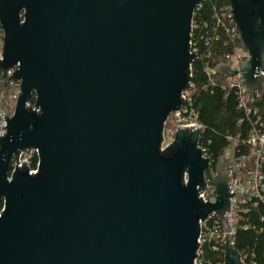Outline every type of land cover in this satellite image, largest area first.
I'll use <instances>...</instances> for the list:
<instances>
[{
  "label": "water",
  "instance_id": "1",
  "mask_svg": "<svg viewBox=\"0 0 264 264\" xmlns=\"http://www.w3.org/2000/svg\"><path fill=\"white\" fill-rule=\"evenodd\" d=\"M229 1L248 58L214 73L240 75L251 93L264 80V0ZM200 2L0 0V71L18 65L10 77L20 81L13 115L2 112L0 264H193L199 221L212 212L224 264H243L224 216L235 146L210 171L214 203L198 198L211 168L201 127L179 126L160 151L163 123L191 90ZM29 149L37 173L22 162L9 181L10 163Z\"/></svg>",
  "mask_w": 264,
  "mask_h": 264
},
{
  "label": "trees",
  "instance_id": "2",
  "mask_svg": "<svg viewBox=\"0 0 264 264\" xmlns=\"http://www.w3.org/2000/svg\"><path fill=\"white\" fill-rule=\"evenodd\" d=\"M229 8V0H201L193 12L190 32L195 59L190 66L189 83L193 90L187 106L196 113L202 125L198 146L211 160L212 166L232 141H236L238 147L246 152L249 148L242 141L249 137L256 116L264 121V93L250 106L257 111V115L248 114L239 107L237 94L227 86V79L207 70L225 61L227 54L240 47ZM1 33L0 27V48ZM10 82L7 73L3 76L0 71V94L8 96L14 92L15 87ZM36 162L37 156L33 154L30 167L34 168ZM261 162L264 165V158ZM2 204L0 201V210ZM246 209L237 218L233 247L243 264H264V199L251 201ZM202 252L205 263L223 260V247L213 240L202 245Z\"/></svg>",
  "mask_w": 264,
  "mask_h": 264
},
{
  "label": "built area",
  "instance_id": "3",
  "mask_svg": "<svg viewBox=\"0 0 264 264\" xmlns=\"http://www.w3.org/2000/svg\"><path fill=\"white\" fill-rule=\"evenodd\" d=\"M23 13L24 12L20 14L21 22H23V17H22ZM230 16H231V11H230ZM231 20H232V16H231ZM191 29H192V21H191ZM1 35H2V42L0 48V60L2 59L1 54H2V46H3V31ZM237 36L239 37L238 32H237ZM189 45H190V53L193 52L195 54V50H193L192 48L193 43L191 42V38L189 41ZM247 58H248V54L239 47L235 49L232 53L227 54L226 60L222 62L223 63L230 62L229 64L232 69H238L241 63ZM16 66L10 68L6 72L8 77L12 75V72H14ZM214 68L215 67L209 68L207 70L214 72ZM17 69L18 67L16 68V70ZM226 79H227L226 82L227 86L229 88L234 89L237 94L239 107L242 108L248 114L252 113L253 115H257V111L252 110L250 106L257 98L261 96V93H264V80L262 81L260 86L256 88L253 92L247 93L246 87L243 84V80L241 79L240 75H236L234 77H228ZM10 80H11L10 85L12 86L14 85L15 87L14 92L9 94L8 96H5L4 94H0V135L1 136H3V133L6 132V130H2V127L6 125V121H4L2 117V112L7 117H11L13 115L18 93L20 92V81L12 79L11 77ZM189 85L191 86V90H184L180 94V98L183 97L184 99L179 112L171 113L167 117L166 121L163 123L160 151H163L164 148H166L169 144L172 143V141L174 140L175 132L177 131L179 126H184V128H186V126L196 125L197 129H199L200 127L202 128V125L197 120L196 113L191 108H189V106H187V103H189L190 101V96L193 90L192 84L189 83ZM35 100H36V95L32 94V101L30 107L31 109L38 112L39 109L36 108V106H34ZM26 105L29 108V103H27ZM244 142L249 148L246 152L238 147L236 141H232L231 145H229L225 149L224 154L222 155L225 159L228 158L232 146H235L234 163L238 171L236 175V172L232 164L228 168L227 187L228 190L232 191L233 194L230 195L228 199L229 208L224 213V216L226 217L230 228L229 234L232 235V237L236 230L235 224L237 218L241 215V213H245V210H247L246 206L251 201L257 202V200L264 199V173H263L264 165L261 162L262 159L264 158V121H261L259 116H256L255 124L251 130V133L247 139L242 141V144ZM197 147L200 148L198 144ZM200 150L202 151L201 148ZM33 154L37 156V162L35 167L31 168L30 160ZM202 155L203 157L208 158L203 154V151H202ZM209 161L211 168L210 170L206 171L204 175L205 187L208 190V193L207 191L205 193V190H203L201 193L198 194L199 195L198 198H200L201 196L202 201L204 203H206L207 200L209 203L215 202V191H214V186L212 183V177L210 171L212 175H215L216 173H215V167L212 166V162L210 159ZM22 162H25L27 164L30 175L36 174L38 170L37 150L29 149V150L21 151L19 153L18 163L16 164V160H13L11 162V167H9V171H8L9 181L11 180L12 173L15 171V165L17 168H21ZM207 173H209L208 176ZM184 179L186 181V175L184 176ZM206 195H207V199H206ZM203 222L204 225L202 224L201 221H199L200 233L197 239V243H199V246L196 251L197 256L193 260V264H224V256H223V260L220 262L205 263L202 252V245L204 243H209L211 240H213L216 244H219L221 246L222 243H225V238H224L225 232L223 230V227L221 226V221L218 213L216 212L210 213L207 216V219H205ZM223 239L224 241L221 242ZM231 244H233L232 241Z\"/></svg>",
  "mask_w": 264,
  "mask_h": 264
}]
</instances>
